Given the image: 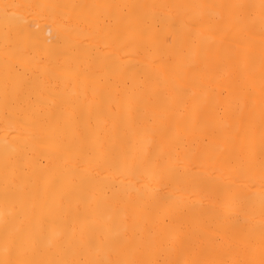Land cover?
<instances>
[{
    "label": "bare ground",
    "instance_id": "obj_1",
    "mask_svg": "<svg viewBox=\"0 0 264 264\" xmlns=\"http://www.w3.org/2000/svg\"><path fill=\"white\" fill-rule=\"evenodd\" d=\"M0 264H264V0H0Z\"/></svg>",
    "mask_w": 264,
    "mask_h": 264
}]
</instances>
